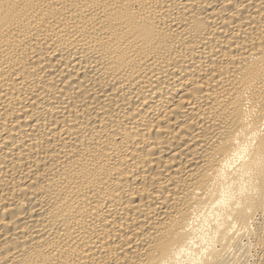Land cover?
Returning <instances> with one entry per match:
<instances>
[{
    "label": "bare ground",
    "instance_id": "bare-ground-1",
    "mask_svg": "<svg viewBox=\"0 0 264 264\" xmlns=\"http://www.w3.org/2000/svg\"><path fill=\"white\" fill-rule=\"evenodd\" d=\"M0 264H264V0H0Z\"/></svg>",
    "mask_w": 264,
    "mask_h": 264
}]
</instances>
